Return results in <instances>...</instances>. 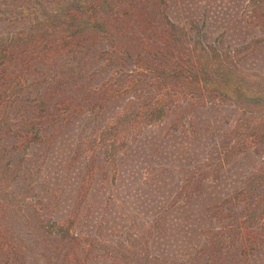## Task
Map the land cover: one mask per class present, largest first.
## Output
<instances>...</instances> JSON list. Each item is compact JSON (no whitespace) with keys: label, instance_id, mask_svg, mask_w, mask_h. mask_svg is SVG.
Masks as SVG:
<instances>
[{"label":"rangeland","instance_id":"rangeland-1","mask_svg":"<svg viewBox=\"0 0 264 264\" xmlns=\"http://www.w3.org/2000/svg\"><path fill=\"white\" fill-rule=\"evenodd\" d=\"M0 2V48H5L9 37L22 25L24 16L17 12L16 0ZM58 2L26 1L18 7L24 15L42 16L60 10ZM174 3L175 18L184 24L189 22L188 25H193L190 24L192 18L197 22L191 33L194 39H199L195 59L202 60L207 67L224 71L226 80L221 79L217 84L228 97L225 101L218 99L209 109L197 102L190 112L197 115L193 132L187 124L186 135L175 132V137L168 138L170 117L162 120L159 126L147 124L144 119L138 124L128 123L121 133L124 149L115 153L114 158H110L112 161L106 156L110 146L107 140L101 144L102 139H106L101 135L97 139L99 145L91 173L92 162L87 152L90 146L84 141L90 137L96 139L114 117L125 114L127 109L131 112L134 101L138 102L135 108L142 104L143 95L148 97L151 89L148 85V90H144L143 85L128 91L118 69L102 70L92 78L89 73L87 85L97 92L100 87L110 92L106 96L101 91L96 97L102 107L92 112L80 111L75 122L57 135V144L49 150L50 158L44 162L38 157H43V148L27 151L24 162L20 163L22 166L31 165L38 171L42 165V169L35 172L34 192L26 190L20 194V182L18 184L13 178L8 180L12 195L4 200V207L0 206V264H264V227L251 220L244 222L239 212L241 207L230 209L226 201L236 184H241L253 168L264 169V18L256 14V0H175ZM258 39L260 43L253 47ZM203 41L208 43L207 52L200 44ZM96 67L98 62L94 56L86 69L92 71ZM40 77L30 78L26 85L32 90L29 99L35 105L29 115H33L32 118L36 115L40 118L37 105L47 91L46 84H39L43 81ZM207 84L213 86L210 80ZM62 98L64 95L60 93L54 98L62 113L58 112L55 127L67 120L63 116L67 111ZM13 100L14 104L10 106L11 100L7 107L4 106L12 120L16 115V95ZM204 101L210 104V95ZM177 102L186 105L188 99L182 101L180 97ZM178 106L174 112L177 115L181 110ZM249 123L250 129L246 127ZM246 129L252 138L257 136L256 146L250 139L244 140L242 145ZM51 131L52 128L47 133ZM195 131L198 133L194 134ZM66 134L72 137V141H67L73 142V149L77 142L82 143L79 151L71 150L70 158L62 154L60 148ZM230 138L240 140V148L227 159L224 157L226 164L216 179L217 172L210 169L220 162L217 159L221 158L222 149L218 148V143L222 139L228 144ZM143 141L147 142V147L142 155L136 156L131 151L132 145ZM12 144L9 139L1 141L0 153L6 150L0 160L2 165L15 167L22 157L20 153H10ZM245 148L249 150L242 154ZM58 162H63L64 166L59 179L55 176ZM200 165L209 171L200 194L189 203L179 200L172 206L174 215L177 213L181 217L180 223L170 222L169 226L162 223L159 227L155 219L162 206H158L154 192L159 191L158 194L164 196L163 203L169 206L178 194L179 185L190 176L191 169L196 170ZM229 169L232 175L226 173ZM52 178L56 179L54 183H50ZM262 190L259 186L257 194L261 196ZM246 194L247 201L254 199L252 193ZM19 208L28 218L24 230L30 233L29 242L17 240ZM234 224L237 226L233 227ZM166 226L169 232L163 238L166 235L160 232ZM22 233L21 230L20 235ZM168 239L173 245L168 248L169 252L160 247ZM19 243L22 247L29 245L26 259L19 255V250L17 252Z\"/></svg>","mask_w":264,"mask_h":264},{"label":"trees","instance_id":"trees-1","mask_svg":"<svg viewBox=\"0 0 264 264\" xmlns=\"http://www.w3.org/2000/svg\"><path fill=\"white\" fill-rule=\"evenodd\" d=\"M26 1L35 3V0H16L17 12L24 16L23 23L9 37L6 43L8 45L5 48H0V144L5 139L12 140L13 148L10 153H20L22 156L15 167L0 163L1 207H4V200L12 195L8 184L10 178L16 180L18 184L20 182L18 185L21 188L20 194L26 190L34 192L36 189L35 172H39L42 165L37 171L31 165L22 166L20 164L24 162L29 149L33 148L36 151L43 148L41 150L44 153L43 157L40 155L38 157L42 158L44 162L50 158L49 150L57 144V135L64 127L75 122V116L80 111L82 113L84 109L92 112L96 107H102V104L98 105L96 97L101 91L106 96L110 92L103 87H100L97 92L95 88L87 85L86 79L89 73L92 78L99 75L102 70L118 69L117 73L122 75V80L126 82L125 88L128 91L131 92L132 88L136 89L135 86L141 88L143 85L144 90H148V85L151 89L148 97L143 95L142 104L135 108L138 102L134 101L131 112L127 109L125 114L114 117L115 120L103 127L102 134L98 135L96 139L90 137L84 141L85 145L88 142L90 146L87 152H90L89 158L92 162L91 173L94 170L96 146L99 145L97 139L101 135L103 138L106 137V139H102L101 144L108 142L110 146L108 151L105 150L108 154L106 156L112 161L110 158H114L115 153L124 149L121 133L129 126L128 123L138 124L144 119L147 124L154 126L158 124L159 126L162 120L165 121L170 117L171 120L167 122L168 138L175 137L173 135L175 132L186 135L188 130L185 129V125L187 124L190 127L189 130L193 132L194 119L197 115L195 114V117L190 112L193 107L196 108L197 102L209 109L215 105L218 99L225 101L228 97L227 92L221 90L217 84L221 79L226 80L224 71H220V68L207 67L202 60L195 59L199 39H194L191 33L193 27L195 30L197 22L192 18L190 24L193 25H188L189 22L184 24L180 19L175 18V0H57L58 3H61L58 6L60 10H54L50 14L43 13L42 16L35 14L33 17H30L31 14L28 13L24 15L25 12L20 11L18 7L19 4ZM4 2L6 3V1ZM256 2L258 4L256 14L260 18H264V0H256ZM260 41V39L255 41L256 44H253V47L254 45L257 47ZM204 42L207 41L200 44L207 52L208 43L204 44ZM94 56H96L98 67L88 71L87 64ZM46 70H49L50 73L47 74ZM32 77L42 78L43 81L39 84L43 86L46 84L47 88V91L45 90L42 95V100L37 105L40 118L36 115L35 118L33 117L34 119L33 115L29 116L35 108L29 99L32 90L30 86L26 87L28 80ZM208 80L212 82V87L207 84ZM59 93L64 95L61 101L64 104V110L67 111L66 114H63L67 120L59 127H55L56 118L59 115L58 112L61 113V109L57 107L58 101L54 103V98L59 96ZM15 95L17 100L16 115L12 120L13 117L10 118L5 109L7 102L12 100L10 106L14 104ZM207 95L211 97L210 104L204 101ZM180 97L182 101L188 99V103L186 105L178 104L177 98L180 99ZM177 105L179 108L181 107L178 115L174 113ZM4 106L6 107L4 108ZM1 109H3V113H1ZM186 113L188 115H185ZM236 123L235 127L237 128L238 119ZM246 127L252 128L250 123ZM51 128L52 131L47 133V130ZM197 133L194 132V134ZM69 136V134L64 136L60 148L62 154H67L70 158L71 150L79 151L82 143L77 142L73 149V142L67 141H72V137ZM252 136L247 132L241 141L242 145L244 140L249 141L250 139L256 146L257 136L254 138ZM221 141L218 143V148L222 149L221 158L217 159L220 162L210 169L213 173L217 172L216 179L219 178L221 169L226 164L224 157L226 156L227 159L233 153H237L240 148V140L233 141L230 138V143H228L230 145L226 141ZM130 146L128 147L130 148ZM145 147H147L146 141L138 142L136 145H132L131 151L139 156L143 154ZM249 148L243 149L242 154L247 153ZM5 155L6 150L4 149L0 153V160ZM67 155H65L64 162ZM72 159H74V153ZM62 164L63 162H58L55 170V176L58 179L64 169ZM235 168L237 167L235 166ZM260 168H253L245 179L241 180V184H236L234 190L229 192L226 201L229 203L230 209L241 207L239 212H241L240 216L244 222L251 220L258 226L264 227V169L260 170ZM206 170L207 168L203 165H200L196 170L191 169L190 176L179 185L178 194L169 206L163 203L164 196L158 194L159 191L154 192L159 203L158 206H162V210L157 213L155 219L159 223V227L162 223L164 226L168 223L169 226L170 222L176 224L181 222L180 215L177 216V213L174 215L175 209L173 212L171 208L179 200H182L184 204L189 203L192 198L200 194L203 180L209 172ZM231 170H227L226 173L229 172V175H232ZM150 172L149 169L148 174ZM54 180L56 179L52 178L50 183H54ZM259 186L263 188L261 196L256 192ZM246 193H252L254 199L247 201ZM20 199L22 200L21 197ZM242 200V205L238 206ZM224 202L225 198L222 203ZM218 206L220 207L221 204ZM107 207H105L106 210ZM21 209L19 208V214H16L17 224L20 228L17 240H22L23 243L31 241V237L30 233H26L24 230L28 218L21 214ZM181 224L185 225V223ZM235 226L237 224H234L233 227ZM21 230L24 234H21L22 237ZM162 231L166 235L163 238H166L169 227H164L161 234ZM169 242L168 239L160 244L161 249L168 251V248L173 246ZM27 247L29 249L28 244L26 247H22L20 243L17 246V252L19 250L20 253L18 254L24 259H26ZM216 252L219 251L216 250ZM117 256L115 255L116 259Z\"/></svg>","mask_w":264,"mask_h":264}]
</instances>
